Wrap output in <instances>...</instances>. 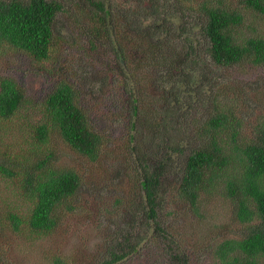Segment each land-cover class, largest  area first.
<instances>
[{"label":"trees","instance_id":"trees-1","mask_svg":"<svg viewBox=\"0 0 264 264\" xmlns=\"http://www.w3.org/2000/svg\"><path fill=\"white\" fill-rule=\"evenodd\" d=\"M0 0V46H12L39 62L52 56L56 23L62 13H70L81 23L93 45L106 46L113 53V67L131 85L130 129L137 130V119L145 115L143 98L132 73L131 50L143 53L140 66L166 72L162 78L165 116H150L156 129L153 141L157 154L137 156V179L129 214L118 230H107L93 254L81 248L70 257H55L53 264H122L150 238L158 235L172 264H191V257L180 251L176 238L159 219L164 180L177 173V195L199 209L202 193L224 189L233 198L237 215L252 223L241 238L219 242L213 249L218 264H263L264 258V113L246 131L229 102V86L213 82L204 70L209 65L231 67L251 63L264 67V0ZM246 14L258 16L262 33L247 34L253 27ZM162 68V69H161ZM204 69V70H203ZM171 71H175L173 75ZM105 80L103 79V82ZM159 83V81H158ZM223 85V86H222ZM219 86H222L219 88ZM78 84L61 80L44 98L35 118L27 116L30 129L27 147L17 154L1 153L0 176L17 181L14 190L29 205L21 209L0 194V229L11 228L27 238L53 235L63 223L64 208L77 213L72 204L82 183L75 168H59L52 153L38 158L42 148L58 134L72 149L99 161L105 137L90 121L80 100ZM151 97V96H150ZM156 100V99H154ZM207 100L212 109L190 139L171 119L188 115ZM229 100V101H228ZM26 93L11 77L0 76V122L14 119L25 107ZM149 107V106H148ZM22 116V115H21ZM159 120L163 121L161 123ZM176 127V128H175ZM247 132V133H246ZM132 140L135 136L131 137ZM35 145V147H30ZM184 157L183 163L178 160ZM225 179H222L224 178ZM116 203L119 200L116 199ZM69 213V214H70ZM125 216V215H124ZM254 223V221H257ZM10 224H9V222ZM164 237L171 241L165 242Z\"/></svg>","mask_w":264,"mask_h":264},{"label":"rangeland","instance_id":"rangeland-1","mask_svg":"<svg viewBox=\"0 0 264 264\" xmlns=\"http://www.w3.org/2000/svg\"><path fill=\"white\" fill-rule=\"evenodd\" d=\"M249 19L257 28L250 27L246 33H262L263 28H259L262 20L254 14H246V20ZM81 23L85 28L86 21L81 19ZM81 23L70 13L59 16L54 49L46 62H39L15 47L0 46V76L15 79L27 98L25 107L14 119L0 122V137L4 142L1 153L17 154L28 146L26 140L31 141V131L25 123L26 118L36 117L40 103L61 80L78 84L83 108L93 127L106 139L101 158L94 162L72 149L58 134L51 137L38 158L52 153L51 161L55 166L75 168L81 173L83 183L72 201L79 206L78 212L69 214L64 208L63 223L48 237L27 238L26 234L11 228L0 229V264H53L55 257H70L78 248L88 255L93 254L106 231L118 230L129 214L117 207L120 204L122 208L129 207L135 191L138 160L134 146L140 153L157 154L154 146L161 139L154 143L153 134L161 127L154 128L149 123L150 116L163 117L167 113L164 96H161V80L166 72H159V76H163L158 83L155 80L158 68L140 66L144 63L143 53L139 49L131 50L135 86L142 94L141 106L147 108L145 115L137 119V130L132 131L129 127L130 82L126 84L127 80L113 67V53L106 46L93 45L91 36L86 34L89 30ZM171 73L176 75L175 71ZM204 73L213 82L229 86L228 101L234 105L236 114L245 118L248 132L264 113V67L248 62L231 67L209 65ZM211 109V104L205 100L197 108L188 110V115L180 119L173 116L171 121L191 139L199 122L207 118ZM30 147L35 145L30 144ZM183 159L182 156L178 162L183 163ZM177 177L174 173L164 180L159 217L162 226L176 238L173 245L178 244L180 251H187L191 264H218L213 255L214 247L223 240L245 236L253 222H243L238 217L235 201L222 188H217L214 194L202 193L199 209L195 210L177 195L174 184ZM16 183L0 176L1 197L10 202L14 200L22 210L27 209L29 201L16 195ZM148 235L154 239H148L122 264H172L158 235L153 230H149ZM164 239L171 241L169 237Z\"/></svg>","mask_w":264,"mask_h":264}]
</instances>
